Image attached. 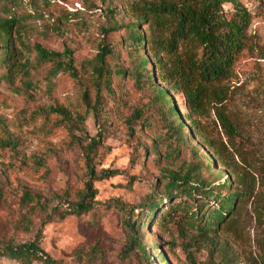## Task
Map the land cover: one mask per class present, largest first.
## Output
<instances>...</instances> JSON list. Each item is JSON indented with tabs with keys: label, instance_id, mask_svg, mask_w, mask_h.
<instances>
[{
	"label": "rangeland",
	"instance_id": "374dc122",
	"mask_svg": "<svg viewBox=\"0 0 264 264\" xmlns=\"http://www.w3.org/2000/svg\"><path fill=\"white\" fill-rule=\"evenodd\" d=\"M144 1L160 0H0V18L18 24L16 54L0 61V249L38 240L57 264H262L264 0H237L252 19L223 100L211 96L186 108L183 96L172 94L182 128L154 85L134 78L144 53L127 24L135 20L131 3ZM222 8L230 12L233 4ZM139 28L150 33L146 23ZM105 44L106 86L93 70ZM220 113L235 131L230 139ZM186 167L215 187L230 177L229 188L244 192L234 212L209 234L213 240H193L186 226L157 215L129 244L122 208H134L138 218L150 192L163 193L167 171ZM87 190L94 195L89 212L60 216ZM0 264L19 263L0 255Z\"/></svg>",
	"mask_w": 264,
	"mask_h": 264
},
{
	"label": "trees",
	"instance_id": "16d2710c",
	"mask_svg": "<svg viewBox=\"0 0 264 264\" xmlns=\"http://www.w3.org/2000/svg\"><path fill=\"white\" fill-rule=\"evenodd\" d=\"M226 1L233 4L230 12H225L222 8ZM130 12L135 19L127 24L130 40L144 53L134 78H144L146 82L154 85L156 96L166 106L172 122H177L180 128L185 125V120L172 102L174 93L183 96V105L186 108H198L207 104L211 96L218 102L223 100L224 81L233 74L236 56L248 45L247 28L252 19L249 10L242 7L237 0H160L131 3ZM141 23H146L149 34L141 32ZM16 25V19L12 16L0 18L2 63L10 62L16 54L12 45V33ZM107 53L109 49L105 44L97 53L93 66L94 73L98 75V80L103 79L104 86L108 84L109 74L105 69ZM149 54L155 62V68ZM117 72L124 75L123 70ZM156 79L166 84L167 88L158 86ZM92 111L97 112V104L92 106ZM184 117L194 122L190 116ZM219 118L228 127L230 139L235 134L233 127L221 113ZM189 136L192 137V133ZM3 143L13 146L15 140L7 139ZM96 143L97 140L91 138L88 149L93 150ZM212 161L211 156L206 159L209 165ZM114 173L116 172H111ZM166 176L163 193L152 190L144 199L138 218L133 217L136 215L134 208H122L125 214L124 224L131 235L129 244L138 240L137 228H143L146 222L157 215L160 222L174 221L186 226L191 230L193 240L206 236L213 240L209 234H213L227 216L234 212L235 202L243 198L244 192L229 188L232 182L226 174V180L217 187L212 186L204 176L195 174V167H186L182 171L168 170ZM174 195H178L179 200L170 202ZM93 199V191L87 190L70 208L61 212L60 216H79L89 212L93 207ZM30 223V220L26 222V228ZM0 255L19 264H32L33 261L57 264L38 240L7 243L1 247ZM161 257L165 259L163 254Z\"/></svg>",
	"mask_w": 264,
	"mask_h": 264
}]
</instances>
